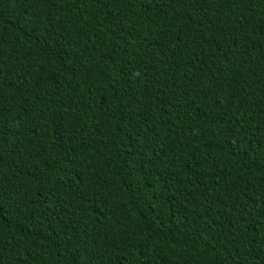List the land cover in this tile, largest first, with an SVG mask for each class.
<instances>
[{"label": "trees", "instance_id": "16d2710c", "mask_svg": "<svg viewBox=\"0 0 264 264\" xmlns=\"http://www.w3.org/2000/svg\"><path fill=\"white\" fill-rule=\"evenodd\" d=\"M0 264H264V0H0Z\"/></svg>", "mask_w": 264, "mask_h": 264}]
</instances>
